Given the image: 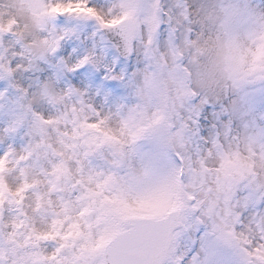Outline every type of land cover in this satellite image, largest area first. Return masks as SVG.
<instances>
[{"label":"snow or ice","instance_id":"obj_1","mask_svg":"<svg viewBox=\"0 0 264 264\" xmlns=\"http://www.w3.org/2000/svg\"><path fill=\"white\" fill-rule=\"evenodd\" d=\"M0 264H264V0H0Z\"/></svg>","mask_w":264,"mask_h":264}]
</instances>
